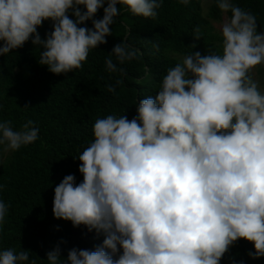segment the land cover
Listing matches in <instances>:
<instances>
[{
    "label": "clouds",
    "instance_id": "clouds-1",
    "mask_svg": "<svg viewBox=\"0 0 264 264\" xmlns=\"http://www.w3.org/2000/svg\"><path fill=\"white\" fill-rule=\"evenodd\" d=\"M162 3L0 0V55L31 38L43 48L40 65L53 74L73 72L90 50L107 43L117 5L155 19ZM216 3L225 14L221 54L184 57L163 75L154 98L139 101L131 120L110 114L95 121L93 142L76 158L83 179H62L52 212L102 234L103 242L91 251L72 248L66 260L57 245L46 253L47 264H220L240 239L252 243V259L264 257V93L249 75L264 65V31L258 33L256 16L231 0ZM101 8L103 17L93 19ZM44 21L52 30L41 39L37 29ZM86 21L91 29L80 26ZM194 33L199 40V27ZM139 55L120 42L105 58L106 69L124 73L118 65ZM38 132L32 120L20 130L2 121L0 146L16 151L35 142ZM8 208L0 201V224ZM29 255L9 248L0 251V264H26Z\"/></svg>",
    "mask_w": 264,
    "mask_h": 264
},
{
    "label": "trees",
    "instance_id": "trees-1",
    "mask_svg": "<svg viewBox=\"0 0 264 264\" xmlns=\"http://www.w3.org/2000/svg\"><path fill=\"white\" fill-rule=\"evenodd\" d=\"M231 2L254 14L257 32L264 31V0ZM117 7L120 14L110 25L112 34L106 37L107 43L90 50L83 66L73 72L53 74L40 65L43 48L34 46L31 38L22 47L0 55V122L11 121L14 130H20L32 120L39 128L38 139L16 151L6 152L0 146V201L9 206L0 224V251L27 250L26 264H47L46 253L57 245L60 257L66 260L72 248L91 251L103 242L102 234L88 232L84 226L73 227L70 221L54 218L52 212L54 188L62 179L69 174L77 183L83 179L76 158L93 142L95 121L110 114L126 115L131 120L140 100L155 97L169 68L195 51L202 55L222 53L219 30L225 14L216 0H211L206 13L202 0H189L186 6L179 0H163L155 19L134 16L124 6ZM102 17L103 8L93 19ZM69 18H73L71 14ZM80 26L91 29L92 23ZM197 27L199 40L194 38ZM51 30V21H44L37 29L41 39ZM120 42L140 55L118 65L124 73L109 72L105 58ZM153 45H158V50ZM108 85L115 91H108ZM252 251V243L240 239L220 264H264V257L252 259L248 255Z\"/></svg>",
    "mask_w": 264,
    "mask_h": 264
},
{
    "label": "rangeland",
    "instance_id": "rangeland-1",
    "mask_svg": "<svg viewBox=\"0 0 264 264\" xmlns=\"http://www.w3.org/2000/svg\"><path fill=\"white\" fill-rule=\"evenodd\" d=\"M211 2V0H202V9H203V13L207 12L209 3ZM219 28L217 27V30ZM219 36L222 37L221 31L219 30ZM264 65H257L255 68H253L249 75L251 76V78L258 82L259 87H260V91L262 93H264Z\"/></svg>",
    "mask_w": 264,
    "mask_h": 264
}]
</instances>
